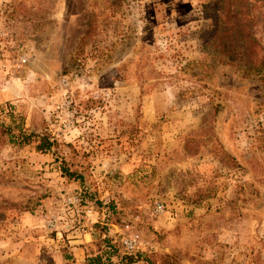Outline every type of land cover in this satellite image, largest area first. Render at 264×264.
I'll use <instances>...</instances> for the list:
<instances>
[{
    "label": "rangeland",
    "instance_id": "rangeland-1",
    "mask_svg": "<svg viewBox=\"0 0 264 264\" xmlns=\"http://www.w3.org/2000/svg\"><path fill=\"white\" fill-rule=\"evenodd\" d=\"M3 2L0 121L54 149L0 134V264H88L126 225L135 264H264V78L223 58L206 0Z\"/></svg>",
    "mask_w": 264,
    "mask_h": 264
},
{
    "label": "trees",
    "instance_id": "trees-1",
    "mask_svg": "<svg viewBox=\"0 0 264 264\" xmlns=\"http://www.w3.org/2000/svg\"><path fill=\"white\" fill-rule=\"evenodd\" d=\"M205 14L212 21L214 40L218 44L216 47L222 49L223 58H227L230 63L240 61L241 65L247 67L246 74L253 73L263 79L264 48L256 31L260 29L264 34V0H206ZM250 51L255 52L257 62H249ZM11 122L6 124L0 121V134L10 144L17 147L34 146L40 153L53 152L54 145L48 136L29 132L23 122ZM57 160H60L61 172L66 180L83 182V177L77 171H71L64 158L57 157ZM102 244L105 248L103 254L89 257L88 264H113L112 257L118 258L122 264H135L143 258L141 252L121 255L120 244L117 247L110 238L104 239ZM106 256L108 261L104 263ZM168 259H165V264H176ZM148 263L152 264L149 260Z\"/></svg>",
    "mask_w": 264,
    "mask_h": 264
},
{
    "label": "built area",
    "instance_id": "built-area-1",
    "mask_svg": "<svg viewBox=\"0 0 264 264\" xmlns=\"http://www.w3.org/2000/svg\"><path fill=\"white\" fill-rule=\"evenodd\" d=\"M0 0V6L4 3ZM154 212L157 215H164L167 213V206L162 201H158L153 206ZM140 236L130 226L126 225L123 228V233L119 236V244L123 250V255H134L140 250Z\"/></svg>",
    "mask_w": 264,
    "mask_h": 264
},
{
    "label": "crops",
    "instance_id": "crops-1",
    "mask_svg": "<svg viewBox=\"0 0 264 264\" xmlns=\"http://www.w3.org/2000/svg\"><path fill=\"white\" fill-rule=\"evenodd\" d=\"M87 237H90L91 238V236L90 235H85L84 236V238H85V240H87ZM72 243H79V241H74V242H72ZM74 249H76V254L79 256L80 254H81V250L79 249V247L77 246V247H74ZM84 254V253H83Z\"/></svg>",
    "mask_w": 264,
    "mask_h": 264
}]
</instances>
